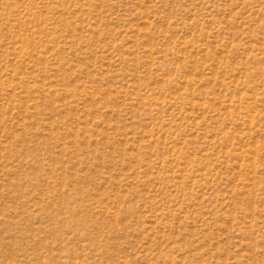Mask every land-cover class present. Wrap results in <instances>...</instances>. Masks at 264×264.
<instances>
[{
    "label": "rangeland",
    "instance_id": "obj_1",
    "mask_svg": "<svg viewBox=\"0 0 264 264\" xmlns=\"http://www.w3.org/2000/svg\"><path fill=\"white\" fill-rule=\"evenodd\" d=\"M0 264H264V0H0Z\"/></svg>",
    "mask_w": 264,
    "mask_h": 264
}]
</instances>
